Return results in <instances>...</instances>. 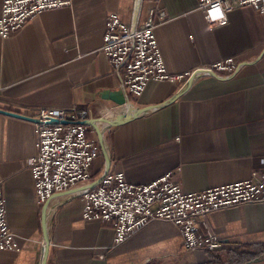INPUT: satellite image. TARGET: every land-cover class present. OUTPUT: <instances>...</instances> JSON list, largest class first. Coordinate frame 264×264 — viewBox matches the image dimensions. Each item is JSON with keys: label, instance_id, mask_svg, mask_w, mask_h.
I'll return each instance as SVG.
<instances>
[{"label": "crops", "instance_id": "crops-1", "mask_svg": "<svg viewBox=\"0 0 264 264\" xmlns=\"http://www.w3.org/2000/svg\"><path fill=\"white\" fill-rule=\"evenodd\" d=\"M1 8L2 0L0 13ZM152 8L157 15L165 13L156 35L169 72L227 57H235L237 68L217 75L197 71L188 87L192 75L176 83L152 79L140 96L131 94L101 51L107 18L115 11L136 25ZM121 95L122 104L117 101ZM0 106L27 115L40 107L75 106L86 109L88 118L121 120L106 126L104 136L111 170L124 171L131 182L147 183L171 171L185 190L199 191L247 179L264 157V13L241 5L227 11L225 23H211L198 0H74L45 10L0 37ZM88 134L97 139L100 155L86 183L105 170L92 126ZM38 150L37 123L0 113V181L16 244L2 252L0 264L42 262L45 202L38 198L30 167ZM85 191L49 198L47 264L209 260L204 250L185 249L180 228L169 221H152L116 244L112 223L82 216ZM207 222L222 249L261 252L247 264H264V201L213 210Z\"/></svg>", "mask_w": 264, "mask_h": 264}, {"label": "built area", "instance_id": "built-area-1", "mask_svg": "<svg viewBox=\"0 0 264 264\" xmlns=\"http://www.w3.org/2000/svg\"><path fill=\"white\" fill-rule=\"evenodd\" d=\"M74 0H2L0 37L6 38L24 27L37 14L69 6ZM211 23H225L227 11L250 5L264 13V0H198ZM163 11L149 10L136 25L123 21L112 11L107 18L101 51L115 71L120 72L124 87L140 96L152 79L183 82L200 70L228 74L238 63L227 57L194 69L169 72L156 35ZM37 123L39 150L31 158L30 167L40 202L53 193L64 191L93 178V163L100 155L97 139L88 134L86 109L72 107H40L32 115ZM58 119L53 122L52 119ZM82 216L113 224L115 243L120 244L155 220L176 224L184 237L187 250H216L222 241L207 222V215L244 203L264 201V157L251 177L199 191H187L172 177V172L147 183L127 179L124 171L110 170L94 188L83 194ZM16 249L13 232L6 214V202L0 181V258L4 251Z\"/></svg>", "mask_w": 264, "mask_h": 264}, {"label": "water", "instance_id": "water-1", "mask_svg": "<svg viewBox=\"0 0 264 264\" xmlns=\"http://www.w3.org/2000/svg\"><path fill=\"white\" fill-rule=\"evenodd\" d=\"M209 73L213 74V75H217L215 71H211L209 70ZM195 75H192L189 80L187 81L186 87H188L189 85H191V83L194 80ZM175 97H177L176 95H174V97H172L171 99H169V101L173 100ZM118 103L122 104L126 102V99L124 96H120L117 99ZM166 101V102H169ZM152 106L150 107H145V108H141L139 109L137 112H135L133 115H131L130 117H135L138 116L146 111H148L149 109H151ZM0 113H4V114H8V115H12L15 117H19V118H23V119H27L30 121H33L35 123H40L41 119L38 117H33L27 114H24L20 111L17 110H13V109H8V108H4L0 106ZM53 122H58V119H52ZM103 121L105 124L101 125L99 122ZM98 120L94 117H90L87 118L85 120H83L84 124H87L89 126H92L98 136V140L101 146V150L103 153V156L105 158V170L102 173L101 176H99L98 178L92 180L89 183H86L84 185H81L80 187H76V188H72L69 190H64V191H60V192H55L51 195V197H53L54 195H60L62 193H71V192H78V191H85V190H90L92 188H94L96 185H98V183L104 178V176L111 170V155H110V151L108 148V145L106 143L105 140V136H104V131L106 129V126H112V125H116L117 123L121 122V120H110L109 118H103L102 120ZM48 199L45 204H44V208H43V213H42V226H43V231H44V251H43V258H42V262L41 264H47V258H48V252H49V243H50V236H49V224H48V219H49V213L50 211L47 209L48 207V203H49Z\"/></svg>", "mask_w": 264, "mask_h": 264}, {"label": "trees", "instance_id": "trees-1", "mask_svg": "<svg viewBox=\"0 0 264 264\" xmlns=\"http://www.w3.org/2000/svg\"><path fill=\"white\" fill-rule=\"evenodd\" d=\"M209 255V260L192 264H247L261 255V252L248 254L245 251H226L225 249L204 250ZM154 264V263H149Z\"/></svg>", "mask_w": 264, "mask_h": 264}, {"label": "rangeland", "instance_id": "rangeland-1", "mask_svg": "<svg viewBox=\"0 0 264 264\" xmlns=\"http://www.w3.org/2000/svg\"><path fill=\"white\" fill-rule=\"evenodd\" d=\"M252 264H260V263H252Z\"/></svg>", "mask_w": 264, "mask_h": 264}]
</instances>
